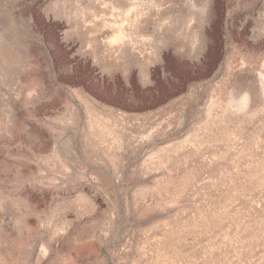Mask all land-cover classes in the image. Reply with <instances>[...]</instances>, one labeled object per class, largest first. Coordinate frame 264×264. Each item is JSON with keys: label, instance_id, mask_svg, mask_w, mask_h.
<instances>
[{"label": "rangeland", "instance_id": "374dc122", "mask_svg": "<svg viewBox=\"0 0 264 264\" xmlns=\"http://www.w3.org/2000/svg\"><path fill=\"white\" fill-rule=\"evenodd\" d=\"M0 264H264V0H0Z\"/></svg>", "mask_w": 264, "mask_h": 264}]
</instances>
